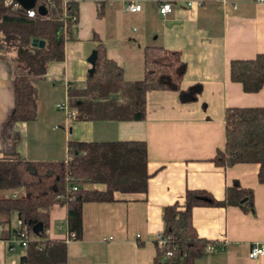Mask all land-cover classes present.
<instances>
[{"label":"crops","instance_id":"0c3cea01","mask_svg":"<svg viewBox=\"0 0 264 264\" xmlns=\"http://www.w3.org/2000/svg\"><path fill=\"white\" fill-rule=\"evenodd\" d=\"M128 1L75 0L78 15L65 33L64 59L51 62L45 77L35 83L40 100L36 120L4 129L13 106V72L10 62L0 60V156L14 150L27 159L60 160L69 141L146 142L147 190L115 192L112 202L84 203L79 239H69L65 205L52 206L47 234L66 241V264H152L156 236L164 230V208L183 204L187 189L205 190L221 200L235 181L253 191L254 212L233 205L194 207L196 232L215 249L193 264H264V256H248L253 244H264L259 165L222 167L212 160L224 149L226 109L264 107V87L247 93L229 75L231 60L264 53V2L202 0L201 6L188 7L189 0H172V12L161 16L159 0H136L142 5L136 12L127 9ZM100 41L128 81L143 77L146 45L178 51L186 65L181 91H147L141 120L76 119L67 87L84 83L91 68L88 57ZM62 103L75 116L57 107ZM84 187L103 189L101 184ZM12 223L19 227L17 215ZM24 252L15 232L0 236V264H20Z\"/></svg>","mask_w":264,"mask_h":264},{"label":"trees","instance_id":"16d2710c","mask_svg":"<svg viewBox=\"0 0 264 264\" xmlns=\"http://www.w3.org/2000/svg\"><path fill=\"white\" fill-rule=\"evenodd\" d=\"M15 0H0V60L12 64L13 106L4 129L16 122L36 120L40 100L35 83L45 77L51 62L64 59L65 34L75 15V0H38L28 10ZM44 5L45 14L38 6ZM42 40L43 46L34 44ZM93 71L83 84L67 87L68 104L79 120L137 121L144 118L146 93L150 90L181 91L186 70L180 53L158 45L144 47V73L140 80L128 81L123 69L107 55L104 42L95 49ZM230 80L241 84L247 93L264 87V53L250 59H235L229 64ZM199 90V88H197ZM67 155L60 160H32L14 150L0 156V231L9 237L18 229L29 234L20 264H66L67 244L47 234L50 210L65 205L69 233L82 234V205L86 202H112L114 193H143L147 190L148 155L144 141H69ZM217 166L237 163L259 165L257 179L264 184V107H230L225 111V145L213 157ZM86 183L103 189H87ZM73 187H76L74 190ZM240 206L254 212L253 191L238 181L225 188L224 198L209 192L187 189L184 203L164 208V248L156 249L152 264H193L206 253L209 240L198 236L192 222L196 206ZM17 215L19 227H13ZM41 225L35 232L33 227ZM170 251L171 254L167 255Z\"/></svg>","mask_w":264,"mask_h":264},{"label":"built area","instance_id":"2783aa9c","mask_svg":"<svg viewBox=\"0 0 264 264\" xmlns=\"http://www.w3.org/2000/svg\"><path fill=\"white\" fill-rule=\"evenodd\" d=\"M38 1V0H37ZM69 0H62L63 5L66 8V5L68 4ZM222 3H227V0H221ZM257 2H264V0H256ZM10 2H12V0H10ZM15 5H19L17 2ZM185 5L188 7H192L194 5H198L201 6L202 5V0H189L187 2H185ZM233 7H235V4H232ZM142 8V5L137 2L136 0H129L127 3V9L129 11L132 12H136V11H140ZM157 8H158V12L161 16H166L168 13H171L173 10V2L172 0H159L158 4H157ZM64 16H66L67 18H69L71 20V23L75 22L76 20V16L75 15H69L67 14V9L64 10ZM28 15L29 16H34V11L33 10H28ZM57 107L59 109H63L66 110L68 113V116L73 117L75 116V114L72 111L68 110V107L65 103L62 104H57ZM73 189L75 190L76 187H73ZM2 230V227L0 225V231ZM15 237L17 242L20 244V246H22L24 249L27 248L28 245V240H29V234L25 231V230H21L18 229L15 232ZM69 239H75V234L74 233H69ZM168 242V238L164 236L163 232L157 234L156 236V245L158 248H164L165 245ZM215 249L213 244H208L206 247V252H213ZM171 252L168 251L167 255H170ZM248 256L250 258H259L264 256V244H253L250 249H249V253Z\"/></svg>","mask_w":264,"mask_h":264},{"label":"water","instance_id":"95a60500","mask_svg":"<svg viewBox=\"0 0 264 264\" xmlns=\"http://www.w3.org/2000/svg\"><path fill=\"white\" fill-rule=\"evenodd\" d=\"M15 2H17L20 6H22L23 8L30 10L32 9L36 3L37 0H15ZM38 11L40 14H45L46 12V8L44 5H39L38 6ZM34 44H38L39 46H43L44 42L42 40H34ZM95 60H96V51L94 50L90 56L88 57V62L91 64V68L89 70V73H91L93 71L94 68V64H95ZM41 228V225H36L33 227V230L35 232H37L39 229Z\"/></svg>","mask_w":264,"mask_h":264}]
</instances>
